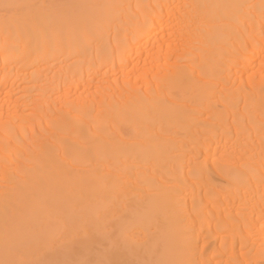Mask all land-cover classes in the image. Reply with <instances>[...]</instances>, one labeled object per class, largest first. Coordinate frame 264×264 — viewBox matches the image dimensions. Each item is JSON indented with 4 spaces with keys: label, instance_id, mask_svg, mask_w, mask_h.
<instances>
[{
    "label": "bare ground",
    "instance_id": "bare-ground-1",
    "mask_svg": "<svg viewBox=\"0 0 264 264\" xmlns=\"http://www.w3.org/2000/svg\"><path fill=\"white\" fill-rule=\"evenodd\" d=\"M0 10V264H264V0Z\"/></svg>",
    "mask_w": 264,
    "mask_h": 264
},
{
    "label": "rangeland",
    "instance_id": "rangeland-1",
    "mask_svg": "<svg viewBox=\"0 0 264 264\" xmlns=\"http://www.w3.org/2000/svg\"><path fill=\"white\" fill-rule=\"evenodd\" d=\"M1 10H2V9H1ZM1 10H0V11H1ZM2 11H3V10H2ZM6 12H7V10H5V13H4V12H3V13L1 12V13L4 15V14H6ZM2 14H1V15H2Z\"/></svg>",
    "mask_w": 264,
    "mask_h": 264
}]
</instances>
